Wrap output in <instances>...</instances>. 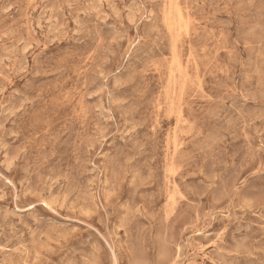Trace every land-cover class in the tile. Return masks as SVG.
Wrapping results in <instances>:
<instances>
[{
	"label": "rangeland",
	"instance_id": "374dc122",
	"mask_svg": "<svg viewBox=\"0 0 264 264\" xmlns=\"http://www.w3.org/2000/svg\"><path fill=\"white\" fill-rule=\"evenodd\" d=\"M171 1L0 0V264H264V0Z\"/></svg>",
	"mask_w": 264,
	"mask_h": 264
},
{
	"label": "bare ground",
	"instance_id": "6f19581e",
	"mask_svg": "<svg viewBox=\"0 0 264 264\" xmlns=\"http://www.w3.org/2000/svg\"><path fill=\"white\" fill-rule=\"evenodd\" d=\"M171 1V0H170ZM172 2V1H171ZM195 4V3H194ZM198 4V3H197ZM169 9H170V7H169ZM176 9H178V8H176ZM171 15H173L175 18L174 19H176V20H174V22H176V26L178 27V28H180V26H181V24H182V19H183V17H182V14H180L178 11H176V12H171ZM165 16V15H164ZM187 17H188V15H187ZM165 20V19H164ZM184 20V19H183ZM188 20V19H187ZM169 21V20H168ZM185 21V20H184ZM165 22H166V20H165ZM184 24V23H183ZM187 25H188V23H187ZM172 27V26H171ZM136 28V27H135ZM168 28V27H167ZM182 29V28H181ZM169 31V30H168ZM179 31H181V30H179ZM57 32V31H56ZM185 32H186V29H185ZM4 36V35H3ZM188 36V35H187ZM6 38V37H5ZM8 38V37H7ZM101 39V38H100ZM52 40V39H51ZM100 41V40H99ZM162 43V42H161ZM19 44V43H18ZM7 47V46H6ZM12 49V48H11ZM13 49H15V48H13ZM26 53V52H25ZM18 54V53H17ZM19 55V54H18ZM188 59V58H187ZM14 60V59H13ZM178 62V61H177ZM195 62V61H194ZM4 63V62H3ZM21 66V65H20ZM196 68H197V66H196ZM157 71V70H156ZM23 72V71H22ZM26 72V71H25ZM172 72V71H171ZM184 80H185V78H184ZM199 83H201V82H199ZM203 91V90H202ZM183 92V91H182ZM2 93V92H1ZM19 94V93H18ZM174 96V95H173ZM212 99V98H211ZM178 123H179V121H178ZM186 123H188L187 121H186ZM175 125H176V123H175ZM191 125V124H190ZM189 127H191V126H189ZM11 134V133H10ZM14 136V135H13ZM3 147V146H2ZM1 147V148H2ZM175 150V149H174ZM174 154V153H173ZM10 172V171H9ZM1 173V172H0ZM2 175V174H1ZM5 177V176H4ZM6 178V177H5ZM7 182H9V180H7ZM9 183H11V182H9ZM12 184V183H11ZM28 184H29V182H28ZM14 186V185H13ZM15 187V186H14ZM16 190H17V188H16ZM25 197V196H24ZM183 197V196H182ZM96 231V230H95ZM106 241V240H105ZM107 244V243H106Z\"/></svg>",
	"mask_w": 264,
	"mask_h": 264
}]
</instances>
